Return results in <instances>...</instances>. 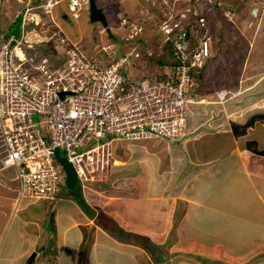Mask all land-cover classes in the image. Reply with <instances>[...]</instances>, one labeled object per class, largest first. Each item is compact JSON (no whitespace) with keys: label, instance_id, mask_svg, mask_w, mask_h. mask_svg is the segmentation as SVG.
Masks as SVG:
<instances>
[{"label":"crops","instance_id":"obj_1","mask_svg":"<svg viewBox=\"0 0 264 264\" xmlns=\"http://www.w3.org/2000/svg\"><path fill=\"white\" fill-rule=\"evenodd\" d=\"M210 70L198 80L202 102L189 115L191 133L130 144L135 161L114 172L111 186H81L82 205L68 186L54 201L19 205L17 184L0 165V264H28L33 254V264H264V155L255 152L264 150V120L235 134L232 125L247 121L234 112L222 119L228 113L218 94L226 88ZM261 73L236 101L264 86ZM224 79L232 87L241 75ZM258 110L251 117L264 119Z\"/></svg>","mask_w":264,"mask_h":264},{"label":"built area","instance_id":"obj_2","mask_svg":"<svg viewBox=\"0 0 264 264\" xmlns=\"http://www.w3.org/2000/svg\"><path fill=\"white\" fill-rule=\"evenodd\" d=\"M58 2H30L18 12L19 38L0 30V165L15 170L19 205L54 201L67 187L57 150L84 189L112 171L119 145L187 136L192 108L202 102L192 71L203 67L213 52L206 32L196 31L194 44L180 24L165 23L159 51L172 41L181 64L156 68L159 74L147 78L134 77L127 68L132 56L140 57L136 50L111 62L118 51L113 44L91 52L81 36L70 37L58 23L43 32L45 21L56 23ZM84 10L89 14V0H70L68 13L75 20ZM126 19L121 18V26ZM199 21L203 26L204 19ZM45 45L52 51L43 52Z\"/></svg>","mask_w":264,"mask_h":264},{"label":"rangeland","instance_id":"obj_3","mask_svg":"<svg viewBox=\"0 0 264 264\" xmlns=\"http://www.w3.org/2000/svg\"><path fill=\"white\" fill-rule=\"evenodd\" d=\"M31 1L0 0V30L3 33H5L8 24V32L16 38L20 37L21 16L17 19H15V16L18 12L24 11L26 5ZM69 2L70 0H59L53 10L56 23L45 21L43 32L51 31L53 26L58 23L72 38H78V36L83 35L82 42L85 45L100 44L107 46L112 43L116 46L117 52L123 51L126 54L137 50L143 59L139 64L144 68L148 66L149 69L150 63L146 61V56L142 50H150L152 56L159 55L163 38L162 25L165 23L171 25L174 23L180 24V21H184L185 26L189 24L190 27H193L200 17H204L205 24L203 26L199 25L196 31L203 30V33L207 32L212 37L213 47L215 48L213 50L216 51L213 62L209 63L207 69H211L210 72L214 75L215 80L217 79L216 82L221 89L226 88L228 90V87L230 89L218 98L220 104L217 106L220 105L222 110L224 106L225 111L228 113V115L223 114L222 119H227L226 116L229 117L234 112L233 116L244 115L241 120H246L248 123L252 113L261 111L258 109H264V103H262V101L264 102V96L263 100L254 106L241 107L243 101L245 102L248 98L253 99L257 93L264 95V86L261 84L254 87L256 93L255 91L247 92V96H244L241 103L239 100L236 101L234 99L237 96L235 93H241L242 89L244 91L247 87H253L254 83L257 85L259 83L258 78L262 75L261 71L264 65L259 63V57H264V0H97L98 6L104 8L107 15L109 29L105 28L101 23L91 22L89 16L81 18L79 21L74 20L68 13ZM203 8L206 11L205 14L200 12V9ZM122 17L127 18L128 26H121L119 21H121ZM108 30L111 31V34H116V38H111ZM194 32L195 28L191 30L192 34L190 36L193 39V43L196 44L194 39L199 33L194 34ZM80 33L82 34L80 35ZM245 58V69H242L243 66L241 65ZM129 61L130 65L127 71L134 73L139 69L136 64L138 61L134 64L135 58L133 56ZM235 71L239 76L241 75V80L237 82V85L232 84L233 86L231 87L224 77L226 76L231 80L230 78ZM143 74L140 75L142 76ZM207 77L209 78V75ZM205 81V75L203 74L202 82L205 83ZM263 82L264 80L260 83ZM197 83L198 87L201 88V82ZM261 92L263 93L261 94ZM35 118L38 120L37 116ZM216 118L217 116L212 120ZM231 118L229 123L232 125ZM255 120L259 121H255L256 123H260L264 119L257 117ZM238 127L239 130H242L244 125H239ZM162 145H154L152 148L156 152L160 150ZM149 152L152 151L149 150ZM149 152L146 151L145 153ZM115 157L117 161L112 171L107 175L98 176L96 180L91 182L92 184L101 187L111 186L113 178L115 176L118 177L117 170L122 167L125 168L128 165H126L127 162L132 163L136 159V156L133 157V148H130V144L126 143L118 146ZM131 169H133V165H131ZM4 173H6L8 178H14L15 176L14 168H7ZM91 183H86V186H90ZM77 187L80 189L81 185L79 184ZM107 189L114 188L109 187ZM106 194L109 195L110 190H106ZM39 209L43 210L44 208ZM47 242L49 244V241ZM42 258L46 259L45 253L42 254Z\"/></svg>","mask_w":264,"mask_h":264},{"label":"trees","instance_id":"obj_4","mask_svg":"<svg viewBox=\"0 0 264 264\" xmlns=\"http://www.w3.org/2000/svg\"><path fill=\"white\" fill-rule=\"evenodd\" d=\"M41 2V0L40 1H37V0H32L31 1V3H32V5H38L39 3ZM216 6V5H215ZM200 12L201 13H203V14H205L206 13V11H205V9L203 8V9H200ZM83 16H82V19L84 18V17H88L89 15H88V10H84L83 11ZM73 18V17H72ZM74 19V18H73ZM75 20V19H74ZM120 22V21H119ZM130 23V22H129ZM129 24L127 23V25L126 26H128ZM188 27H190V25L188 24ZM110 27H108V29H109ZM109 31V34H110V36H111V38H116V34H111L110 32V30H108ZM189 31V30H188ZM163 38H162V40H161V42H163V39H164V37H165V35H164V33H163V36H162ZM212 38V37H211ZM110 44V43H109ZM112 44V43H111ZM97 45H99V47L97 48V49H94V47L96 46V45H93V46H91V45H85L84 44V46H85V48H89V50L91 51V52H97V50H100V48H102L104 45H100V44H97ZM46 46V45H45ZM41 50L43 51V52H50V51H52V47L51 46H46V47H41ZM160 50V49H159ZM137 51V50H136ZM142 51H144V54H145V56H146V61L148 62V63H150V69H149V67L148 66H146V68H144V67H142L139 63L141 62V61H143V59H142V57H141V54H140V57L139 58H135V62H134V64L138 61V63H136L137 65H138V67H139V69L138 70H136L134 73H130L131 75H133L134 77H139V78H147V77H149V76H151L152 74H154V73H158L159 74V72H157L160 68H164V67H166V66H175V65H178V64H181V60L178 58V57H176L175 55H174V53H173V43H172V41H170V42H168L166 45H164V47H163V50L161 51V53H159V55H155V56H148V53H147V51L144 49V50H142ZM137 52H139V51H137ZM141 52V51H140ZM214 52H216V51H213L212 52V55H211V57H210V59H209V61L208 62H206L205 64H204V66L203 67H201V68H196V69H194L193 71H192V75H193V77L194 78H197V80H199V78L200 79H202L203 78V70H204V68L206 69L207 67H208V65H209V63L214 59V55H213V53ZM124 54V52L123 51H120V52H116V54L114 55L115 57L114 58H112L111 59V62H113V61H115V60H117V58H119V56H122ZM216 54V53H215ZM149 57V58H148ZM206 66V67H205ZM156 68H157V71H156ZM142 73H144L142 76L140 75V74H142ZM199 82V81H198ZM260 118H261V116H260ZM256 116L255 117H251V119L248 121V123L246 124V125H244V127H243V129L242 130H239V125H236V124H233L232 126H233V132L235 133V134H237L238 136L239 135H242V134H245L246 133V131H247V129L249 128V126H251L256 120ZM255 152L256 153H258V154H261V155H264V150H262V151H258V150H256L255 149ZM70 193H71V195L75 198V200L79 203V204H84L85 203V200H84V198H83V195H82V189L80 188H76V192L75 193H73L71 190H70Z\"/></svg>","mask_w":264,"mask_h":264},{"label":"water","instance_id":"obj_5","mask_svg":"<svg viewBox=\"0 0 264 264\" xmlns=\"http://www.w3.org/2000/svg\"><path fill=\"white\" fill-rule=\"evenodd\" d=\"M89 19L94 23H101L105 28L109 27V22L107 15L105 14L104 8L99 7L97 4V0H89ZM56 156L59 162L63 165L64 170L67 175V186L68 188L75 193L76 187L78 183V176L73 168V166L66 160L65 157L62 156L59 150L56 151ZM35 258V254L31 256L28 264H32Z\"/></svg>","mask_w":264,"mask_h":264},{"label":"clouds","instance_id":"obj_6","mask_svg":"<svg viewBox=\"0 0 264 264\" xmlns=\"http://www.w3.org/2000/svg\"><path fill=\"white\" fill-rule=\"evenodd\" d=\"M200 18H203L204 21H205V18H204V17H200ZM200 18H199V19H200ZM199 19H198L197 22L194 24V25H197V26H195V27H188V25L185 26V25H184V21H180V25H181L182 28L186 29L187 32L190 33V34H192V33H191V30H192L193 28H195V32H194V34H195V33H196V29L199 28V25H200V21H199ZM204 24H205V22H204ZM170 25H171V24H170ZM194 25H193V26H194ZM162 27H163V25H162ZM162 27H161V28H162ZM188 30H189V31H188ZM197 31H201V30H197ZM202 31H203V30H202ZM202 31H201V32H202ZM163 33H164V32H163ZM206 33H207V32H206ZM207 34H208V33H207ZM164 35H165V34H164ZM208 35H209V34H208ZM209 36H210V35H209ZM164 38H165V37H164ZM210 38H211V36H210ZM211 39H212V38H211ZM163 40H164V39H163ZM34 259H35V258H34ZM33 261H34V260H33ZM32 264H33V263H32Z\"/></svg>","mask_w":264,"mask_h":264}]
</instances>
